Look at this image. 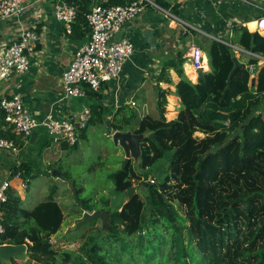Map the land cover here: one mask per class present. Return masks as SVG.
I'll use <instances>...</instances> for the list:
<instances>
[{
    "label": "trees",
    "instance_id": "trees-1",
    "mask_svg": "<svg viewBox=\"0 0 264 264\" xmlns=\"http://www.w3.org/2000/svg\"><path fill=\"white\" fill-rule=\"evenodd\" d=\"M67 2L76 6L75 20L89 33L85 15L92 0ZM233 33L231 41H224L253 55L230 80L235 54L220 41L202 46L209 71L198 73L196 83L184 75L183 52L166 62L165 68L173 69L179 78L174 91L180 101L176 117L167 119L163 114L164 91L158 92L157 117L143 116L132 130L142 136L141 169L155 172L162 165L163 177L156 183H141L146 190L143 200L133 193L115 210L103 200L102 207L108 212L106 232L101 238H82L78 252H65L62 264H264V36L236 26ZM248 65L255 66L252 75ZM227 83L230 89L223 95ZM120 113L107 129L128 131L135 113ZM92 124L101 121L91 116L87 127ZM0 138L17 143L1 112ZM28 167V163L20 164L13 176L19 173L28 184L36 177L29 176ZM143 176L146 174L136 173L127 162L108 177L114 191L124 194L133 180L140 182ZM55 193L50 192L30 211L21 207L18 196L9 193L2 206L0 246L26 245L29 260L57 264L60 254L51 237L60 231L64 215ZM74 197L83 211L98 210L91 198H80L77 190ZM172 202L185 207V217ZM0 264L4 263L0 260Z\"/></svg>",
    "mask_w": 264,
    "mask_h": 264
},
{
    "label": "crops",
    "instance_id": "crops-1",
    "mask_svg": "<svg viewBox=\"0 0 264 264\" xmlns=\"http://www.w3.org/2000/svg\"><path fill=\"white\" fill-rule=\"evenodd\" d=\"M22 1L28 7L24 14L17 19H0V52L18 38L22 30L33 26L40 40L35 54L30 58L29 71L21 76L0 80V100L13 95L19 96L38 120L48 114L56 118L74 117L82 107L88 106L91 116L100 120L101 124L89 125L77 145L86 138L90 127L104 128L106 131L104 130L103 135L120 132L107 129L119 112L135 113V127L132 126V120L126 131L132 133L143 116H150L147 113L148 108L156 104L158 92L164 91L167 117L174 119L180 107L179 98L174 94L179 78L173 69L165 68L169 58L183 52V72L187 79L196 83L198 73L209 71V67L204 51L205 58L200 72H195L184 58L191 42L202 50V46L211 40L231 44L225 41H231L233 38L234 26L244 27V24H248V30L254 32L253 22L264 16V0H186L180 4L172 0H154L157 8L147 7L120 32L119 38L132 43L134 51L124 63L119 76L102 84L97 96L83 86L85 96L74 98L66 96L63 92L61 76L75 50L86 42L88 31L77 19L71 34H66L62 23L57 21L53 14V5L57 0ZM97 1L92 0L89 8ZM166 13L173 18L168 17ZM240 49L242 51H238L235 57L239 64H246L241 54L251 53ZM16 139V152L0 150V183L10 180V194L18 196L21 207L30 211L44 201L47 192L44 194V191H40L32 196L27 192L28 195H25L30 181L27 187L23 188L22 179L13 177V169L22 163H28L30 177L36 175V178H43V181L47 179L58 182L61 176L51 173L52 166L73 147L64 149L63 144H51L43 128L36 130L28 139L17 135ZM56 196L58 193H55L54 197L60 205Z\"/></svg>",
    "mask_w": 264,
    "mask_h": 264
},
{
    "label": "built area",
    "instance_id": "built-area-1",
    "mask_svg": "<svg viewBox=\"0 0 264 264\" xmlns=\"http://www.w3.org/2000/svg\"><path fill=\"white\" fill-rule=\"evenodd\" d=\"M172 1L180 4L186 0ZM150 6L157 8L154 0H128L124 4L117 5L94 3L90 6L85 15L89 29L87 40L75 50L68 67L61 76L62 89L66 96L74 98L85 96L86 91L83 86L98 93L102 84L119 76L124 63L133 54L134 47L128 40L117 36L126 24ZM27 8V4L22 0H0V19H17ZM53 14L55 19L62 23L66 34H71L76 19V6L57 0L53 5ZM166 15L172 17L168 13ZM253 23L255 24L254 32L264 34V16ZM244 27L249 29L248 24H244ZM39 40L40 36L33 26L22 30L19 37L0 52V80H6L11 76H21L29 71L30 58L35 54ZM226 45L233 50L234 54L242 51L238 46ZM184 58L195 72L202 71L205 55L194 42L188 45ZM261 60L264 59L261 58ZM247 70L252 75L255 66L248 65ZM0 110L4 116L5 127L15 135L28 139L36 130L43 128L51 144H65L70 147L78 143L80 134L87 127L91 117L90 108L84 106L74 117L56 118L48 114L38 120L17 95L1 99ZM0 150L16 152V145L12 140L0 138ZM13 177L21 179L19 173ZM150 182L153 183V180ZM26 185L27 182L22 180L21 186L26 188ZM11 187L10 180L0 183V234L4 230L2 206L8 200ZM25 243L30 242L26 240Z\"/></svg>",
    "mask_w": 264,
    "mask_h": 264
},
{
    "label": "rangeland",
    "instance_id": "rangeland-1",
    "mask_svg": "<svg viewBox=\"0 0 264 264\" xmlns=\"http://www.w3.org/2000/svg\"><path fill=\"white\" fill-rule=\"evenodd\" d=\"M119 35L120 33L117 37H119ZM249 56L250 55L245 53L241 54V58L245 59V62ZM157 102L156 104L150 105L147 112L154 117L158 115ZM162 112L168 119V111L164 112L162 110ZM135 124L136 121L133 119L132 126ZM104 130L105 129L101 127L88 128L86 138L82 139L77 147L68 149V151L60 157V161L55 166H52L51 173L60 175V181L56 182L47 179L43 181V178L35 177L30 180L28 191L26 190L24 192L25 195L29 193L31 196L37 195L40 191H44V194L47 192V195L50 192L58 193L56 198H58L63 209L64 222L60 231L51 237L53 248L60 254L57 264H62V260L60 259H62L65 252H78L82 238L88 235L101 238L102 234L106 232L108 212L102 207L103 200L108 202L111 210H115L117 206H120L127 200L126 193L119 194L114 191L113 183L108 177L111 173L121 168L125 158H128L127 162H131L136 173L146 174V177L143 176L140 182L135 180L132 181L134 193H138L142 200L145 197L146 190L141 183H149L150 180L156 183L163 177L162 165L157 167L155 172H153V170L141 169V141H139V146L130 150L129 155H125L119 143H114L111 139L113 134H104L105 137L103 132L106 130ZM196 136H201V134L196 133ZM137 138L142 139L140 136ZM72 184L75 185L73 186ZM55 187H57V189ZM75 190L78 191V196L80 198H91L93 201L92 204H94L98 210L93 212L83 211L74 197ZM172 203L178 211V214L185 217V207H180L177 202ZM85 213H88L90 216L94 214L96 217L91 222L82 224L77 230H73L76 222L81 220ZM25 254L26 255L20 254L17 257L13 256L10 260H6L7 262H2L4 264H50L48 261L35 263L29 260L27 249L25 250ZM123 258L126 259L125 256ZM123 262L126 261L123 259Z\"/></svg>",
    "mask_w": 264,
    "mask_h": 264
},
{
    "label": "water",
    "instance_id": "water-1",
    "mask_svg": "<svg viewBox=\"0 0 264 264\" xmlns=\"http://www.w3.org/2000/svg\"><path fill=\"white\" fill-rule=\"evenodd\" d=\"M264 35V34H263ZM234 62V68L229 74L228 79L230 80L237 68L240 66L238 60L236 57L233 58ZM251 83H254V80L251 81ZM230 89V84L227 83L226 89L223 92V95ZM138 135H135L131 132H115L112 136V140L114 143H119L123 151L125 152V155L130 154V150L135 148L136 146H139V141H141V138H137ZM142 137V136H140ZM128 158L124 159V163L121 166V169L124 168V166L127 163ZM127 195L128 199H131L134 193V189L131 188L128 191L125 192ZM96 216L92 214L91 216L88 213L83 214V217L81 220H78L76 222L75 227L73 230H77L82 224L86 222H91ZM26 246L21 245V246H11V245H2L0 246V260L3 262H7L6 260H10L13 256H18L20 254L26 255L25 254Z\"/></svg>",
    "mask_w": 264,
    "mask_h": 264
},
{
    "label": "bare ground",
    "instance_id": "bare-ground-1",
    "mask_svg": "<svg viewBox=\"0 0 264 264\" xmlns=\"http://www.w3.org/2000/svg\"><path fill=\"white\" fill-rule=\"evenodd\" d=\"M253 30H255V25H254V28H253ZM253 30H252V31H253ZM190 71H191V70H190Z\"/></svg>",
    "mask_w": 264,
    "mask_h": 264
}]
</instances>
